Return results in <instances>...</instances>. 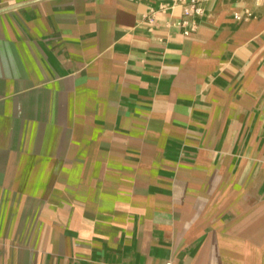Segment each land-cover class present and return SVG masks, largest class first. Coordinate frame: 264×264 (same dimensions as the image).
<instances>
[{
	"label": "crops",
	"instance_id": "crops-1",
	"mask_svg": "<svg viewBox=\"0 0 264 264\" xmlns=\"http://www.w3.org/2000/svg\"><path fill=\"white\" fill-rule=\"evenodd\" d=\"M168 261L264 264V0H0V264Z\"/></svg>",
	"mask_w": 264,
	"mask_h": 264
},
{
	"label": "built area",
	"instance_id": "built-area-1",
	"mask_svg": "<svg viewBox=\"0 0 264 264\" xmlns=\"http://www.w3.org/2000/svg\"><path fill=\"white\" fill-rule=\"evenodd\" d=\"M195 7V10L197 11V12H200L201 11V8H200V6H194ZM166 264H172V262L171 261H168Z\"/></svg>",
	"mask_w": 264,
	"mask_h": 264
}]
</instances>
